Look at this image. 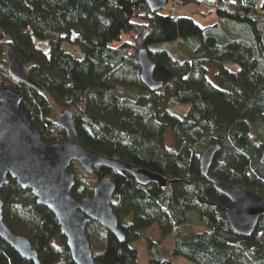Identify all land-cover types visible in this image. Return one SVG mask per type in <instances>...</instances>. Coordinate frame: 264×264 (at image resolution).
Returning <instances> with one entry per match:
<instances>
[{"label":"trees","instance_id":"obj_1","mask_svg":"<svg viewBox=\"0 0 264 264\" xmlns=\"http://www.w3.org/2000/svg\"><path fill=\"white\" fill-rule=\"evenodd\" d=\"M200 1L168 0L175 8ZM202 1L215 8L220 23L236 29L224 37L206 35L191 17L150 12L144 0H0V86L21 92L20 110L42 138L65 137L53 117V101L72 111L86 148L165 180L164 186L141 184L127 173L94 170L98 180L108 175L115 183L112 211L126 239L112 236L122 264H138L129 243L153 224L160 238L145 240L151 264H172L168 254L196 264H264V215L251 236L233 232L224 215L228 199L199 168L200 152L218 142L208 175L264 197V165L259 163L264 151V0ZM189 37H197L199 44L186 59H175L165 49L150 50ZM34 39L46 41L47 51ZM65 43L82 57L66 50ZM143 47L155 63L154 77L163 82L156 91L139 79L137 51ZM6 48L29 68L44 94L9 75ZM208 66L214 68L215 83L206 76ZM182 104H188L182 115L169 111ZM71 193L76 199L90 194L77 180ZM0 196L5 224L29 239L43 264H75L55 216L36 203L30 189L8 177ZM189 213L203 229L179 231ZM128 216L131 221L123 226ZM90 224L101 232L103 244L90 242L93 257L104 264L109 232L95 221ZM167 237L173 239L171 249L161 243ZM0 264L33 263L0 239Z\"/></svg>","mask_w":264,"mask_h":264},{"label":"water","instance_id":"obj_2","mask_svg":"<svg viewBox=\"0 0 264 264\" xmlns=\"http://www.w3.org/2000/svg\"><path fill=\"white\" fill-rule=\"evenodd\" d=\"M150 12L162 10L168 0H144ZM9 75L20 84L44 94V88L32 80L29 68L14 54L11 48L4 51ZM139 79L150 90L156 91L163 82L153 75L155 63L145 47L137 51ZM21 92L8 86H0V190L8 177L22 188L30 189L36 203L46 207L56 218L60 232L65 237L72 261L75 264H99L93 257L86 227L95 221L119 242L126 236L112 211L115 183L110 176L101 177L91 194L74 198L72 189L76 183L72 161L78 162L87 173L96 169L127 173L141 184L165 180L154 172L130 165L116 157H108L86 148L78 137L73 113L65 108L56 117V124L63 129L62 141H45L39 130L20 110ZM220 150L218 142L205 146L199 154L200 174L207 178L214 190L229 201L224 215L230 228L238 235L249 237L264 215V197L239 186L223 183L208 175L212 162ZM259 163L264 165V151ZM3 202L0 196V239L13 248L21 258L33 264H43L29 239L12 232L3 220Z\"/></svg>","mask_w":264,"mask_h":264},{"label":"rangeland","instance_id":"obj_3","mask_svg":"<svg viewBox=\"0 0 264 264\" xmlns=\"http://www.w3.org/2000/svg\"><path fill=\"white\" fill-rule=\"evenodd\" d=\"M170 3L167 2L165 7L160 10L161 12H166L170 10L169 6ZM199 11L207 12L205 15H202ZM176 15L181 17H191L194 22H196L199 26L205 28L204 33L207 35L210 34H220L223 35V37L230 32L234 31L236 29L232 23H220V19H218L215 8L213 6H210L204 1H200L198 3H189L184 6H176ZM216 25L212 27L213 24ZM234 28V29H233ZM225 39V38H222ZM34 44L41 48L43 51H47V42L43 40L34 39ZM199 44V39L197 37H189L186 39H182L179 42H172L166 45H161L160 47H151L150 50H162L165 49L169 52V54L178 60H183L188 58L191 53L193 52L194 48ZM64 48L70 52L73 53V55L76 58H81L82 54L79 52V50L69 44H64ZM5 49H3V52ZM225 65L232 69H237L238 65L236 63L227 61L225 62ZM207 78L215 83L214 81V68L212 66L207 67ZM51 106L53 110V117L56 120L57 115L64 109L63 106L54 103L51 101ZM188 108V104H182L178 105L175 108H170L169 111L176 113L178 115H182ZM262 132L261 127L259 128V132ZM165 144L166 146L170 147L172 146V138H171V132L170 129H166L165 134ZM70 168L75 172L76 180L79 184L84 185L85 188L89 191L91 194L92 188L97 183L98 179L95 176L94 173H87L84 169L80 167L78 162L72 161ZM188 223L182 225L179 228L180 232H191V231H200L203 229V225L198 223V218L194 213H189L188 216ZM131 221V216H128L124 219L122 224L124 226H127ZM101 226V225H100ZM102 227V226H101ZM141 239L136 241H131L129 245L131 246L132 250L137 256V262L138 264H151L148 261L147 258V249H146V243L145 240H159L160 233L158 230V227L156 224H153L151 227H149L146 230H141L140 232ZM99 235H101V232L97 230V227L91 225L90 223L86 227V236L89 239V241L94 245H101V241L99 240ZM107 242H106V250L103 254L104 256V264H122L121 257H119L117 253V247L118 242L117 240L109 233L106 235ZM57 243H60V240H56ZM162 245L165 246L168 249H171L173 245V239L170 237H167L162 240ZM103 245V244H102ZM168 256L172 260V264H196L182 256H171L168 254ZM100 257H97L98 259Z\"/></svg>","mask_w":264,"mask_h":264},{"label":"built area","instance_id":"obj_4","mask_svg":"<svg viewBox=\"0 0 264 264\" xmlns=\"http://www.w3.org/2000/svg\"><path fill=\"white\" fill-rule=\"evenodd\" d=\"M169 13L173 19L176 18V8L174 6L170 7Z\"/></svg>","mask_w":264,"mask_h":264},{"label":"flooded vegetation","instance_id":"obj_5","mask_svg":"<svg viewBox=\"0 0 264 264\" xmlns=\"http://www.w3.org/2000/svg\"><path fill=\"white\" fill-rule=\"evenodd\" d=\"M120 226V225H119ZM124 226V225H123ZM121 227V226H120Z\"/></svg>","mask_w":264,"mask_h":264}]
</instances>
